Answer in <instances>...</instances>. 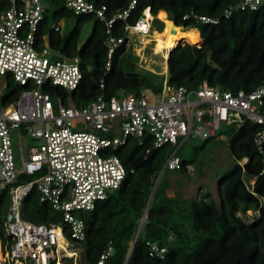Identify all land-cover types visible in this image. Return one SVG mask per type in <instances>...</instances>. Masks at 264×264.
Instances as JSON below:
<instances>
[{"label": "built area", "instance_id": "2783aa9c", "mask_svg": "<svg viewBox=\"0 0 264 264\" xmlns=\"http://www.w3.org/2000/svg\"><path fill=\"white\" fill-rule=\"evenodd\" d=\"M64 1L76 14H92L105 23L107 69L123 43L126 51L133 44L138 54L141 45L153 40L150 6L134 23L128 21L139 0H131L111 17L107 6L96 0ZM262 5L264 0H241L230 5L224 15L228 17L234 9L255 10ZM46 9L44 0H0V76L9 75L24 87L11 105L2 104L6 90L0 88V195L10 189L5 230L14 241L11 249L3 252L0 264H63L65 257L83 264L78 262V252L67 239L64 226H69L72 239L79 243L85 240L86 224L78 211L94 209L134 172L114 153L131 140L145 147V158L156 148L173 147L155 180L147 212L161 175L181 168L182 146L191 138H222L223 125H237L238 129L249 122L258 124L254 144L261 156L260 175L264 174V82L251 91L225 90L207 81L188 87L171 84L167 70L159 92L144 89L139 94H100L79 106L72 94L84 77L81 57L54 50L49 36L44 41L39 39ZM191 16L203 22H218V18L194 12L184 18ZM118 21H124L122 36L114 32ZM60 22L52 25L56 31H61ZM85 40L80 38L78 50ZM100 87L105 88L104 79ZM13 129L19 139L18 159L14 155ZM27 138L30 144L26 148ZM247 161L245 158L240 164L244 167ZM22 175L34 177L19 182ZM257 177H251L250 182L254 184ZM34 187L41 201L62 212L63 224L22 218V202ZM145 221L143 214L140 233ZM147 244L151 256H165L167 248L158 241ZM68 250L75 254L69 255ZM112 251L110 242L97 264H105Z\"/></svg>", "mask_w": 264, "mask_h": 264}, {"label": "trees", "instance_id": "16d2710c", "mask_svg": "<svg viewBox=\"0 0 264 264\" xmlns=\"http://www.w3.org/2000/svg\"><path fill=\"white\" fill-rule=\"evenodd\" d=\"M44 1L47 13L39 26V39L44 41L49 36L54 50L67 56L81 57L84 77L72 94L77 105L83 106L100 94L111 97L121 92L139 94L144 89L154 92L162 89L166 74L140 69L133 44L126 51L123 43L112 57L111 68H106L108 48L103 21L92 14H76L64 0ZM130 1L96 0L99 5L107 6L109 17L126 8ZM240 1L139 0L128 21L134 23L150 6L154 16L152 35L164 30V20L199 30L202 39L199 44L182 37L170 50L167 76L171 84L196 87L207 81L225 90L251 91L264 82V5L255 10L234 9L226 17L225 10ZM49 5L53 7L52 15L49 14ZM193 12L218 18V22H203L193 16L184 18ZM66 18H74L75 25L64 37L52 25ZM89 23H92V31L78 50L84 28ZM123 25L124 21L117 22L115 35L124 34ZM4 77L7 90L2 104L11 105L24 87L11 76ZM102 79L105 81L104 89L100 87ZM258 129V124L249 122L239 127L231 138L229 146L236 163L218 180L220 203L208 199L210 195L200 200L170 197L166 191L169 183L161 182L153 194L146 222L128 259L155 180L173 147L156 148L145 158V147L131 140L115 151L126 167L133 168L134 172L107 199L97 202L94 209L78 211L86 224L84 241L79 243L72 239L69 226H64L72 246L83 247L86 251V257L78 262L97 264L111 242L113 251L105 264H264V174L260 175L261 156L254 144V134ZM215 138L203 140L201 147ZM245 158L248 161L243 167L238 161ZM192 162L193 159L181 156V168L177 171L186 172ZM256 175L257 180L252 184L250 179ZM33 177L22 175L19 182ZM39 195L34 187L24 198L22 218L35 223L63 224L62 212L41 201ZM10 204V189H6L0 195V241L4 253L14 242L5 230ZM248 211H252L250 221L246 220L250 215ZM147 241H158L165 246V256H151ZM63 264H75L74 258L65 257Z\"/></svg>", "mask_w": 264, "mask_h": 264}, {"label": "rangeland", "instance_id": "374dc122", "mask_svg": "<svg viewBox=\"0 0 264 264\" xmlns=\"http://www.w3.org/2000/svg\"><path fill=\"white\" fill-rule=\"evenodd\" d=\"M49 6V14L52 15L53 7L51 5ZM60 24L61 34L66 37L73 29L75 19H62ZM182 28L185 29L184 26H182ZM91 31L92 23H89L84 28L82 38L87 39ZM155 33H157V31H155ZM160 34L161 33H157L156 35ZM137 53L138 54L136 55L139 57L138 67L140 69L146 68L160 73H164L168 70L164 52L156 53L153 40H149L141 45ZM0 88L7 90L6 79L4 76H0ZM123 93L124 92H121L119 94ZM236 129L237 125H234L233 127L223 125L221 132L223 134L222 138L210 140L203 147H201L204 143L202 139L191 138L188 140L180 149L179 154L189 160L193 159V162L188 166L186 172L166 170L159 178L158 185L163 181L168 182L169 187L166 191L167 195L170 197L178 196L183 199L200 200L201 198L210 195L207 197L208 199L212 198L217 203H220L221 195L218 191V180L230 171L236 163L229 146L231 134ZM25 140V147L27 148L30 144V142H28L29 138ZM12 143L14 155L16 159H18L20 156V148L16 129L12 130ZM238 162L240 163V161ZM251 213L252 211H248V214L250 215L246 216V220L250 221ZM75 249L78 252V255H76L78 260H82L86 257L85 249L83 250L79 246L75 247ZM5 264H8V262Z\"/></svg>", "mask_w": 264, "mask_h": 264}, {"label": "bare ground", "instance_id": "6f19581e", "mask_svg": "<svg viewBox=\"0 0 264 264\" xmlns=\"http://www.w3.org/2000/svg\"><path fill=\"white\" fill-rule=\"evenodd\" d=\"M165 27L160 35H154V48L156 53L164 52V57L168 61L170 50L175 47L182 37H187L192 43L199 44L201 36L196 28L183 29L182 26H177L171 20H164ZM173 22V23H172ZM147 40L146 42H148ZM152 42V41H151ZM168 68V67H167ZM69 255H74L75 252L68 250ZM3 258L2 248L0 245V261Z\"/></svg>", "mask_w": 264, "mask_h": 264}, {"label": "water", "instance_id": "95a60500", "mask_svg": "<svg viewBox=\"0 0 264 264\" xmlns=\"http://www.w3.org/2000/svg\"><path fill=\"white\" fill-rule=\"evenodd\" d=\"M172 23H173V22H172ZM146 212H147V210L145 209V212H144V218L146 217ZM140 229H141V225L138 227V230H137V233H136V235H135V238H134L133 244L131 245V248H130L129 253H128V255H127V259H128L129 255H130V253H131V251H132V249H133V247H134V245H135V243H136V241H137V239H138V236H139V233H140Z\"/></svg>", "mask_w": 264, "mask_h": 264}, {"label": "crops", "instance_id": "0c3cea01", "mask_svg": "<svg viewBox=\"0 0 264 264\" xmlns=\"http://www.w3.org/2000/svg\"><path fill=\"white\" fill-rule=\"evenodd\" d=\"M185 29H188V28H185ZM197 29V28H196ZM198 30V29H197ZM199 32V30H198ZM200 34V33H199ZM168 67V66H167ZM215 139H221L219 136H217ZM0 245H1V248H2V244H1V241H0ZM2 253H3V249H2Z\"/></svg>", "mask_w": 264, "mask_h": 264}, {"label": "clouds", "instance_id": "9594fccd", "mask_svg": "<svg viewBox=\"0 0 264 264\" xmlns=\"http://www.w3.org/2000/svg\"><path fill=\"white\" fill-rule=\"evenodd\" d=\"M168 66V65H167Z\"/></svg>", "mask_w": 264, "mask_h": 264}]
</instances>
